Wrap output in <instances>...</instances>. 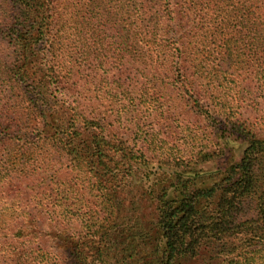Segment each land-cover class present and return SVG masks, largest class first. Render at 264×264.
Returning <instances> with one entry per match:
<instances>
[{
	"label": "trees",
	"instance_id": "trees-1",
	"mask_svg": "<svg viewBox=\"0 0 264 264\" xmlns=\"http://www.w3.org/2000/svg\"><path fill=\"white\" fill-rule=\"evenodd\" d=\"M0 42L12 52L0 63L9 92L41 104L37 118L0 117V222L16 221L12 237L29 234L19 219L26 211L31 221H79L76 233L61 229L68 264H264V137L238 112L253 89L264 102V0H0ZM109 54L188 86L198 117L244 135L239 158L199 173L196 164L221 155L211 140L176 151L154 140L134 148L106 134L68 92L74 75L102 77ZM53 91L70 101L62 119L45 113ZM43 147L58 157L49 181H38L46 190L35 196L41 212L32 213L14 189L38 175L30 153ZM149 161L169 170L144 189L130 176ZM59 249L54 262L39 246L15 256L19 264H63Z\"/></svg>",
	"mask_w": 264,
	"mask_h": 264
},
{
	"label": "rangeland",
	"instance_id": "rangeland-1",
	"mask_svg": "<svg viewBox=\"0 0 264 264\" xmlns=\"http://www.w3.org/2000/svg\"><path fill=\"white\" fill-rule=\"evenodd\" d=\"M61 6L62 4L60 8ZM103 38L107 42L114 40L109 33ZM62 54L65 61V51ZM11 55L8 44L0 42V63H4L5 58ZM107 58L108 64L101 65L98 71L102 77L96 81L85 82L87 79L81 78L80 73L78 76L74 75V78L70 79V83L75 81L70 87L74 89L68 92L71 100L78 101L79 110L87 118L95 117L98 125L106 130V134H111L134 148L145 147L148 140H154L156 144L172 147L176 151L197 150L201 143L211 140L213 147H216V143L221 147V155L196 164L193 169L199 173L221 171L230 161L239 158L246 145L244 135L230 129L226 123L219 121L214 124L203 116L198 117L189 109V103L185 98L189 92L188 86L177 81L171 84V80L164 75L169 73L159 67L151 68L137 62L128 63L127 60L121 61L120 57L110 58V54ZM62 74L64 75V72ZM81 74L84 77L88 76L85 72ZM7 83L0 77V117L4 114L24 119L28 116L39 117L37 112L40 102L27 100L20 90L10 93ZM63 86L65 88L66 83ZM259 92L258 89H253L241 103L238 112L241 121L264 137V102ZM48 100L45 113L53 112L52 118H61L62 115L71 113L70 101L64 93L50 92ZM158 148L165 149L163 146H157L156 149ZM33 151L29 160H32L34 166H39L40 169L36 170L38 175L34 176L36 179L31 177L29 181L16 182L18 187L14 191L26 198L19 202L20 207L28 210L35 208L32 212L35 213L42 210L40 206L35 205L34 202L37 201L35 196L46 190L37 187L38 181H49L58 153L49 147L45 151L44 147ZM166 170L169 168L157 161H149L144 165L135 164L130 179L136 183L141 181L146 189L147 182H152L154 177ZM203 177L206 179L204 183H207L209 178L207 179L206 175H201L198 181H202L200 179ZM6 190L13 191V186L6 187ZM29 218L27 212L22 211L19 219L23 220L20 224L24 228V233L29 232L23 238L11 236L9 229L16 224L15 220L6 219V223L2 224L0 222V264H19L16 256L23 258V249L35 246L44 247L52 262L56 261V253L61 248L64 254L63 264L70 263L69 254H66L64 249L65 232L61 229L67 228L70 232L76 233L79 231V221L77 219L75 221L74 218L70 224L64 225L39 215H36L35 221ZM16 249L21 252L15 256Z\"/></svg>",
	"mask_w": 264,
	"mask_h": 264
}]
</instances>
